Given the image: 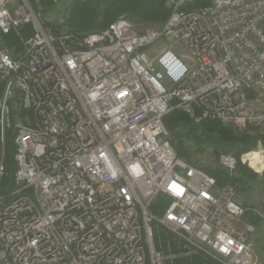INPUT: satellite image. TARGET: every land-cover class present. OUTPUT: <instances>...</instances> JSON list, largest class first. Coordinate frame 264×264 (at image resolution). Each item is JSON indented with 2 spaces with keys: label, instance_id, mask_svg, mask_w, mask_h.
I'll return each instance as SVG.
<instances>
[{
  "label": "built area",
  "instance_id": "2783aa9c",
  "mask_svg": "<svg viewBox=\"0 0 264 264\" xmlns=\"http://www.w3.org/2000/svg\"><path fill=\"white\" fill-rule=\"evenodd\" d=\"M194 1L169 0L162 26L81 35L0 0V185L7 132L16 145L0 264H260L264 206L179 157L164 119L264 125V0Z\"/></svg>",
  "mask_w": 264,
  "mask_h": 264
},
{
  "label": "trees",
  "instance_id": "16d2710c",
  "mask_svg": "<svg viewBox=\"0 0 264 264\" xmlns=\"http://www.w3.org/2000/svg\"><path fill=\"white\" fill-rule=\"evenodd\" d=\"M29 1L35 10L37 12L41 10L43 15L48 13V9L54 5L53 0ZM194 2L196 6L207 5L210 3V0H195ZM190 7L193 6L191 5ZM170 13L169 0H74L66 8L63 21L55 20L47 22L45 25L50 27L55 34H59L66 29L74 34L85 35L105 30L118 18L125 17L138 28L146 30L151 27L162 26L167 21ZM23 31H26V29H23ZM11 37L10 35L9 38ZM164 121L168 131L172 135V144L179 157L193 163L186 146L187 142H192L200 152L212 149L213 153L217 156L221 154H233L238 159L237 171L239 174L236 175L219 168L211 169L203 167L216 178L217 185L233 184L239 187L245 178L257 176V173L241 162V156L245 152L257 148L259 142L264 147V134L240 132L235 126L225 125L215 120H205L197 123L179 108H173L165 116ZM15 152L14 136L11 132H7L4 155L6 176L0 185V192L14 186V173L16 170ZM162 201V199H159L156 205H162ZM258 220V218L252 219L255 224Z\"/></svg>",
  "mask_w": 264,
  "mask_h": 264
},
{
  "label": "rangeland",
  "instance_id": "374dc122",
  "mask_svg": "<svg viewBox=\"0 0 264 264\" xmlns=\"http://www.w3.org/2000/svg\"><path fill=\"white\" fill-rule=\"evenodd\" d=\"M54 5L48 9V13L43 15V13L38 12L42 17L44 23L53 22L55 20L63 21L65 18V10L68 8L74 0H53ZM47 26V25H46ZM48 27V26H47ZM50 28V27H48ZM155 28V27H151ZM63 31H66L64 29ZM163 42L159 43L155 48L163 47ZM240 132H246L249 134H264V125L262 126H251L245 128H238ZM170 133V132H169ZM170 138L172 140V135L170 133ZM186 146L191 155V161L201 167L211 168V169H223L219 165V158L213 153L212 149H208L205 152H200L197 146L192 142H187ZM241 162L248 166L253 172L257 173L256 177H247L242 182V184L237 187V199L240 200L249 207L263 208L264 206V147L261 142H259L258 147L245 152L241 156ZM225 170V169H223ZM233 174H239L236 170ZM165 205L161 208L163 211ZM250 220L257 218L249 215ZM259 221L264 220L258 217ZM258 221L256 222L257 225ZM257 228V227H256ZM254 241L256 242V232L254 234ZM254 242V244H255Z\"/></svg>",
  "mask_w": 264,
  "mask_h": 264
},
{
  "label": "crops",
  "instance_id": "0c3cea01",
  "mask_svg": "<svg viewBox=\"0 0 264 264\" xmlns=\"http://www.w3.org/2000/svg\"><path fill=\"white\" fill-rule=\"evenodd\" d=\"M238 201L242 202L239 197ZM256 227V242L254 241V253L259 259L260 264H264V220H258Z\"/></svg>",
  "mask_w": 264,
  "mask_h": 264
}]
</instances>
